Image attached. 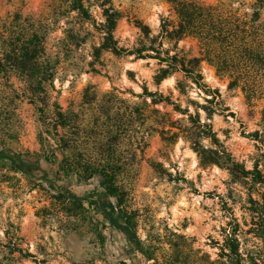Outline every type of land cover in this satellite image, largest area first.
Segmentation results:
<instances>
[{
	"label": "rangeland",
	"instance_id": "obj_1",
	"mask_svg": "<svg viewBox=\"0 0 264 264\" xmlns=\"http://www.w3.org/2000/svg\"><path fill=\"white\" fill-rule=\"evenodd\" d=\"M199 1L240 13L250 11L249 4L256 2ZM131 3L134 7L122 10L113 0H88L90 16L83 17L69 0H0V61L4 66L0 69V150L31 162L28 171L0 158V264H214L222 260L229 221L240 224L243 253L261 244L248 232L252 221L245 208L249 205L246 181L231 175L225 166L204 165L192 145L188 149L180 145L184 137L173 134L178 128L167 126L172 132H161L165 122L170 125L178 120L181 124L174 125L179 126L183 124L177 117L188 118L179 109H188L181 101L187 95L185 81L191 79L177 72L157 82L158 59L129 53L146 44L148 31L152 37L154 28L160 34L164 22L176 24V10L167 0ZM260 3L264 5V0ZM103 7L119 12L115 38L128 51L101 48ZM95 8L101 11L94 14ZM71 12L78 15L66 19ZM97 16L103 17V23ZM31 36L38 37L39 55L52 68L51 79L41 84L4 56L10 45H21ZM164 42L171 54L178 50L189 58L200 56L199 42L193 37ZM201 69V82L220 96L211 104L205 101L213 109L207 108L211 114L198 100L187 103L200 108L205 122L216 121L211 124L221 145L237 162L252 169L262 148L252 135L264 129V81H250L257 93L248 99L241 87L229 88L231 81L220 78L207 61ZM181 80L184 91L179 88ZM156 92L157 97L149 94ZM159 93L170 100L160 101ZM58 107L78 115L83 129L74 130L72 136L80 149H88L86 158L95 165L105 158L103 149L112 137L108 128L130 121L117 134V156L123 165L118 185L124 191L126 208L135 217L137 235L152 259L100 213L108 201L116 204V199L106 195L100 175L79 181L77 175L61 171L62 155L44 123L53 127ZM187 151L195 155V167ZM162 159L176 162L165 167ZM70 193L79 199L69 198Z\"/></svg>",
	"mask_w": 264,
	"mask_h": 264
},
{
	"label": "trees",
	"instance_id": "obj_2",
	"mask_svg": "<svg viewBox=\"0 0 264 264\" xmlns=\"http://www.w3.org/2000/svg\"><path fill=\"white\" fill-rule=\"evenodd\" d=\"M176 10L179 17L178 22H164L162 30L157 36H150V31L146 34L149 45H143L141 48L129 51L130 54H136L141 58L158 59L160 68L155 75V81L161 82L170 75L183 72L186 77L191 79L197 87L211 96V99L205 97L209 104L213 103L220 96L219 91L206 87L201 81L204 76L201 69V63L207 61L214 66L217 75L222 79L231 81L229 88L241 87L248 99L254 97L257 93V87L250 81H264V22L262 19L263 4L261 0L249 4L250 11L240 13L238 10L229 9L224 5L206 4L199 0H167ZM72 7L83 17L90 16V10L85 7V0H72ZM105 6V4L103 5ZM105 22L103 23L104 41L102 49L112 50L115 53L128 51L119 47L115 38L120 14L113 7H103ZM147 29V27H144ZM186 37H193L199 42L200 56L188 57L187 54L175 50L171 54L170 49L164 48V41H179ZM38 37L31 36L23 41L21 45H10L5 50L4 56L17 63L20 68L36 77L38 81H48L52 77V68L48 67L45 60L41 59L36 47ZM9 46V45H8ZM177 49V47H176ZM147 52V53H144ZM39 56V59H38ZM167 65V67H162ZM0 69H4L0 61ZM195 77V78H193ZM181 91L185 90V83L181 80L179 83ZM151 96H158V93H149ZM160 101L166 99L159 93ZM154 99L153 102H157ZM202 107L211 114L210 107L203 104ZM210 111H208V109ZM55 115L54 124L44 123L48 126L47 131L52 140L57 145V149L62 155L59 162L61 171L66 175H77L79 181H88L95 175H100L106 195L109 198L116 199V204L108 201L107 206L100 208V213L105 215L111 223L121 230L135 247L148 255L145 247L136 232L135 217L129 213L126 208V199L124 191L118 185V176L122 172V161L117 156L118 131L127 129L131 123L125 119L121 123L113 124L108 128L111 139H108L103 152L105 158L102 163L95 165L90 159L86 158L88 149H80L72 136L76 129L82 130L83 127L78 121V115L73 111L65 112L58 107ZM181 110L188 115L192 128H187L178 120L163 125L162 133L172 132L171 128H178L175 135L183 133L188 134V139L193 140L191 144L198 153L204 165L218 164L229 169L231 175L239 180H244L248 184L247 212L251 215V226L248 232H253L261 244L247 253L241 251V242L239 239L240 224L229 221V233L226 234L225 242L222 246L221 258L214 264H264V129L253 133V139L262 145L261 153L258 155L254 167L247 169L246 166L237 162L230 153L221 145L217 133L209 122L201 125L200 113L195 116L189 114V109ZM264 113V111H263ZM55 130L53 133L52 130ZM54 134V135H52ZM211 138V143L216 147L203 149L199 143L200 138ZM4 150V149H3ZM0 150V158H8L13 164L20 165L28 170L30 161L22 159L20 154L9 150ZM54 157L59 158L56 152ZM257 194V197L255 196ZM69 198L79 199L76 195L70 193ZM123 222H120L119 219ZM224 258H227L225 261ZM158 264V263H157Z\"/></svg>",
	"mask_w": 264,
	"mask_h": 264
},
{
	"label": "clouds",
	"instance_id": "obj_3",
	"mask_svg": "<svg viewBox=\"0 0 264 264\" xmlns=\"http://www.w3.org/2000/svg\"><path fill=\"white\" fill-rule=\"evenodd\" d=\"M94 2H95V0H93V3ZM101 2H102V0H101ZM69 3H71V0H69ZM113 3L116 5L117 8H122V10L124 8H132V7H134L132 5V3H131V0H113ZM85 7H88V0H85ZM100 11L101 10L99 8L93 9L94 14L98 13ZM77 15H78V13L71 12L66 19H73ZM165 15H167L166 12H165ZM97 19L101 23H103V17L102 16H97ZM60 24L64 25L65 24V19H61L60 20ZM85 27L89 31H94V29L91 27V24H86ZM133 32L135 33L136 36H140V38L143 39L141 34L138 32V30L133 29ZM157 34H158V29L154 28V31H153L152 35L155 36ZM144 42L146 44L149 43L148 40H145ZM168 46L169 45L167 43L164 45L165 48H167ZM162 67H167V65H163ZM193 78H195V77H193ZM185 83L187 85V95H185L183 97V100L181 101V106L182 107H187L189 109V114L190 115L195 116L197 113H200V117H201L200 123H201V125H203V123L207 120L206 115L203 112H201V110H200V108L198 106L193 108V106L191 104L187 103V101H189V100H198L199 104H204L205 103V98L203 96V93L200 92V89L195 88V86L192 84L191 80H186ZM131 87H133L136 92L140 91V88L137 87L136 85H131ZM149 90L150 91H156L155 87H150ZM145 99H147V98H145ZM207 99H211V96H209ZM218 114H219V110H217V115ZM177 119H181V122H182V124L185 127L192 128V125L188 122L187 116H185L183 118L177 117ZM209 123L215 124L216 121L212 120V121H209ZM213 130L217 131V129H213ZM182 136L184 137V139L181 140L180 145L183 146L185 149H188L189 146L193 143V140L188 139V134L187 133H183L182 132ZM199 143L202 145L203 149H211V148H215L216 147L214 144L211 143V138L210 137L200 138L199 139ZM175 147L176 146H174V148ZM170 155L176 156L175 150H170ZM187 155L189 157L193 158L192 161H191V164H192L193 167H195V164H196L195 155L191 151H187ZM157 159H160V158L158 157ZM161 162L164 164L165 167H169L170 163H174L176 161H169V160H166V159H162ZM169 171H172V169L169 168ZM188 178L191 180V179L194 178V176H189Z\"/></svg>",
	"mask_w": 264,
	"mask_h": 264
}]
</instances>
